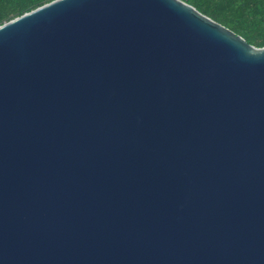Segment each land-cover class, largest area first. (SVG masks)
Wrapping results in <instances>:
<instances>
[{
	"label": "water",
	"instance_id": "obj_1",
	"mask_svg": "<svg viewBox=\"0 0 264 264\" xmlns=\"http://www.w3.org/2000/svg\"><path fill=\"white\" fill-rule=\"evenodd\" d=\"M0 264H264V46L182 0L0 24Z\"/></svg>",
	"mask_w": 264,
	"mask_h": 264
},
{
	"label": "trees",
	"instance_id": "obj_2",
	"mask_svg": "<svg viewBox=\"0 0 264 264\" xmlns=\"http://www.w3.org/2000/svg\"><path fill=\"white\" fill-rule=\"evenodd\" d=\"M50 0H0V24ZM239 35L264 46V0H182Z\"/></svg>",
	"mask_w": 264,
	"mask_h": 264
}]
</instances>
